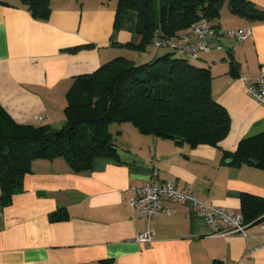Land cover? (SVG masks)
<instances>
[{
  "label": "crops",
  "instance_id": "obj_1",
  "mask_svg": "<svg viewBox=\"0 0 264 264\" xmlns=\"http://www.w3.org/2000/svg\"><path fill=\"white\" fill-rule=\"evenodd\" d=\"M248 1L264 10V0ZM49 2V18L40 20L21 0H0V105L18 124L59 128L64 108L75 99L70 90L76 76L117 56L139 63L160 51L149 44L143 52L133 49L141 37L115 28L116 0ZM212 24L252 30L232 52L233 40L220 37L223 49L198 59L210 70L214 100L228 114V129L219 143H176L135 134L127 123L129 140L123 130L115 132L118 159L93 157L90 169L81 172L62 157L33 160L23 191L9 205L0 203V264H264V215L247 224L246 235L211 236L189 201L164 197L162 204L171 214L150 221L127 203L135 195L133 188L166 179L239 213L242 193L264 198V168L226 162L231 157L224 156L240 140L264 132V106L247 94L242 82H254L264 73V18H246L221 7ZM57 211L64 218L51 221ZM146 229L153 233L149 246L134 240Z\"/></svg>",
  "mask_w": 264,
  "mask_h": 264
},
{
  "label": "trees",
  "instance_id": "obj_2",
  "mask_svg": "<svg viewBox=\"0 0 264 264\" xmlns=\"http://www.w3.org/2000/svg\"><path fill=\"white\" fill-rule=\"evenodd\" d=\"M30 14L46 20L49 0H21ZM234 14L264 18V10L248 0H116L115 28L138 33L133 46L146 50L156 30L178 38L204 18L210 25L219 19L223 3ZM177 56L170 49L145 63L117 56L94 72L76 76L71 87L74 101L63 110L64 123L18 124L0 105V203L7 206L23 191V179L35 159L62 157L75 172L90 169L93 157L118 159L112 124L130 123L140 134L172 139L189 145H217L228 129L227 111L211 93V73ZM234 164L257 162L264 168V132L239 141L233 152H224ZM253 164V163H252ZM243 222L264 215V198L240 196ZM55 212L51 221L63 219Z\"/></svg>",
  "mask_w": 264,
  "mask_h": 264
},
{
  "label": "built area",
  "instance_id": "obj_3",
  "mask_svg": "<svg viewBox=\"0 0 264 264\" xmlns=\"http://www.w3.org/2000/svg\"><path fill=\"white\" fill-rule=\"evenodd\" d=\"M251 33L252 30L249 26L224 29L220 26H212L206 19L202 18L192 23L188 30L178 38L163 37L161 32L156 30L152 35L149 48L166 47L187 62H194L200 58L202 53L210 52L212 49H223V45L219 41L220 37L233 40L230 47L232 52L238 45L245 42ZM242 82L247 94L264 106V73L259 74L254 82H248L246 78H242ZM35 119L41 120L42 117L35 116ZM133 191L135 195L129 198L127 203L147 221L162 213L171 214L172 210L162 204V199L167 197L171 200L191 202L193 207L203 216L211 236H226L234 233L246 235L247 225L243 222L241 213L204 201L188 189L177 188L174 181L170 179L161 182L147 180L141 187L133 188ZM261 230L262 237H264V225L261 226ZM134 240L149 246L153 243V233L150 229L140 231ZM260 247H264V243ZM234 264H241V261Z\"/></svg>",
  "mask_w": 264,
  "mask_h": 264
},
{
  "label": "rangeland",
  "instance_id": "obj_4",
  "mask_svg": "<svg viewBox=\"0 0 264 264\" xmlns=\"http://www.w3.org/2000/svg\"><path fill=\"white\" fill-rule=\"evenodd\" d=\"M222 7H224L226 10H228L227 4H223ZM158 50L160 51L159 52V55H162V54L166 53V51H169V49L166 48V47L158 48ZM152 59L153 58H151L150 60H152ZM150 60L149 59L147 60L146 58H143V60H140L139 63L149 62ZM192 64L195 65V66H199V67L202 65L201 60H196ZM125 124H127V123H124L123 124L124 127L123 126L121 127L119 124H112V125L109 126V130L113 133V135H115L116 130L121 129V131L122 130L124 131V135H125L124 138L126 140H129L131 133L129 131L130 129L128 128L129 129L128 130L127 127H125L126 126ZM129 126L134 130L135 134H138L137 133L138 130L132 124H130ZM115 137H116V135H115ZM134 138H135V135H134Z\"/></svg>",
  "mask_w": 264,
  "mask_h": 264
},
{
  "label": "water",
  "instance_id": "obj_5",
  "mask_svg": "<svg viewBox=\"0 0 264 264\" xmlns=\"http://www.w3.org/2000/svg\"><path fill=\"white\" fill-rule=\"evenodd\" d=\"M231 160H232L231 158H227L225 161H226V162H229V161H231ZM250 161H251L253 164H257V162H256L255 160L250 159Z\"/></svg>",
  "mask_w": 264,
  "mask_h": 264
}]
</instances>
